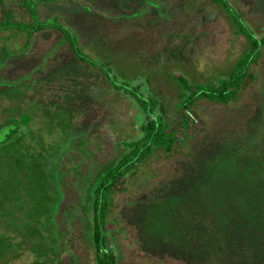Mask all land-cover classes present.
I'll use <instances>...</instances> for the list:
<instances>
[{
	"label": "rangeland",
	"instance_id": "rangeland-1",
	"mask_svg": "<svg viewBox=\"0 0 264 264\" xmlns=\"http://www.w3.org/2000/svg\"><path fill=\"white\" fill-rule=\"evenodd\" d=\"M227 1L264 32V0ZM8 2L16 19L31 20L19 0ZM37 13L52 23L59 15L89 64L103 59L129 77H146L171 124L178 122L171 75L213 80L246 47L211 0H52L37 4ZM89 64L76 61L54 28L29 37L0 29V264H94L89 189L122 152V141L139 135L140 112ZM250 72L255 77L228 104L197 100L195 134L170 154L156 150L131 173L126 190L112 195L116 264H241L236 252L242 264H264L262 195L243 210L217 212L213 190L180 191L190 182V165L259 140L264 47ZM12 126L15 134L4 141ZM216 212L228 215L218 224L226 229L218 248L210 231L202 234L217 225ZM239 225L244 236L232 238L228 228ZM249 244L254 247L237 249Z\"/></svg>",
	"mask_w": 264,
	"mask_h": 264
},
{
	"label": "trees",
	"instance_id": "trees-1",
	"mask_svg": "<svg viewBox=\"0 0 264 264\" xmlns=\"http://www.w3.org/2000/svg\"><path fill=\"white\" fill-rule=\"evenodd\" d=\"M211 1L224 12L233 26V32L244 37L246 47L229 71L213 80L196 82L180 73L171 75L176 86L174 111L178 117V122L171 124L165 117L161 100L147 87L146 77L145 79H141L139 76L129 77L120 71H115V67L103 59L98 62L92 61L94 63L89 64L86 59L87 52L80 44L76 33L70 30V27L64 26L65 23L59 15L52 17L59 21L55 23L47 22L46 19L39 17L37 4L52 2V0H19L18 4L27 11L31 18L30 21L16 19L8 0H0L2 9L0 29L24 32L27 37L40 34L51 28L58 30L76 61L91 65L104 78L109 88L119 95L130 98L140 112L137 116L139 135L122 141V152L111 165L93 179L89 189L88 212L94 264H116V255L110 247V233L115 229V224L108 219L112 195L115 192L126 190L128 177L156 150H160L166 155L170 154L175 146L182 144L195 134V129L201 123L198 113L193 108L197 100L205 99L228 104L244 88L247 79L255 77V74L250 72V68L256 65L261 57L264 47V32H255L227 0ZM9 116L14 119L13 116ZM4 120H2V124ZM15 131L16 126L10 127L5 133L7 136H4V141L15 134ZM202 164L197 168L190 165L187 171L188 175L186 174L189 176L190 182L183 185L180 191L192 187H197L200 190H213L215 193L210 197V203L217 209V212L220 210L227 212L237 208L238 211L243 210L249 206L247 204L250 202H259L260 195H262L264 203V125L261 127L260 138L256 143H243L227 152H218L211 157L210 161L205 160ZM218 164H223V167L219 168ZM164 198L166 200V196ZM201 204H206L204 196H202ZM224 216L228 215L217 213L215 216L217 225L213 229H211L212 226L203 228L204 236L207 235V231L211 232L207 238L210 240L212 238L211 242L215 243L216 248H218L219 242L225 241L226 229L220 228L222 226L218 225L226 220L223 219ZM250 222L254 223L255 221L251 218ZM240 224L242 223L240 222ZM228 230L232 238L239 239L244 236L241 225L228 228ZM249 235L256 237V233ZM251 246L254 247V245ZM251 246L250 244L238 245L237 249L239 251L249 250ZM235 255L242 264L244 257L237 252Z\"/></svg>",
	"mask_w": 264,
	"mask_h": 264
}]
</instances>
